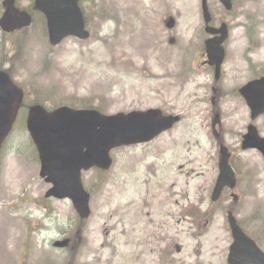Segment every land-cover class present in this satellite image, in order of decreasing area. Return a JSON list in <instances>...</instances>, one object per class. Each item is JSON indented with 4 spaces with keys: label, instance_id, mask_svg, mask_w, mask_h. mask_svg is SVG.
Listing matches in <instances>:
<instances>
[{
    "label": "rangeland",
    "instance_id": "1",
    "mask_svg": "<svg viewBox=\"0 0 264 264\" xmlns=\"http://www.w3.org/2000/svg\"><path fill=\"white\" fill-rule=\"evenodd\" d=\"M208 5L214 24L229 29L217 82L202 62L200 0H90V37L55 46L39 24L19 35L0 30V68L29 103L181 115L153 141L113 150L108 171L83 173L91 214L82 222L69 199L44 198L50 186L17 117L0 156V264H227L228 208L264 251V158L240 147L250 117L237 91L264 74V0H235L228 12L218 0ZM254 124L264 137V116ZM218 142L238 171L233 206L228 191L210 201ZM63 233L69 248L52 247Z\"/></svg>",
    "mask_w": 264,
    "mask_h": 264
},
{
    "label": "water",
    "instance_id": "2",
    "mask_svg": "<svg viewBox=\"0 0 264 264\" xmlns=\"http://www.w3.org/2000/svg\"><path fill=\"white\" fill-rule=\"evenodd\" d=\"M14 0H4L5 11L0 18V26L5 31L27 26L28 16L13 8ZM230 10L233 0H219ZM79 0H36V6L46 16L48 39L51 44L60 43L67 36L87 39ZM201 10L205 31L212 37L205 41L206 63L214 67V78L220 77L221 65L225 57L223 42L228 37L225 23L215 28L210 26L211 15L207 0H201ZM18 88L8 75L0 70V146L11 127L13 101ZM254 120L264 113V75L250 80L239 88ZM178 115L163 114L158 108L133 110L128 113L103 114L96 109H73L62 105L52 111L36 104L29 108L26 128L36 146L40 161L39 175L51 187L46 197L68 198L84 219L90 215L89 194L83 187L81 174L92 167L103 170L112 165L110 151L113 148L149 142L160 133L172 128L179 121ZM219 122L218 115L212 121L214 127ZM242 149H257L264 157V138L253 124L247 126L241 142ZM230 152L223 144L219 147L218 175L211 191V201L216 202L225 188L236 186L233 167L229 163ZM234 202L238 200L231 193ZM232 236L227 255L228 264H264V251L249 237L238 224L232 210L226 212ZM69 239L56 240L54 247H67Z\"/></svg>",
    "mask_w": 264,
    "mask_h": 264
},
{
    "label": "flooded vegetation",
    "instance_id": "3",
    "mask_svg": "<svg viewBox=\"0 0 264 264\" xmlns=\"http://www.w3.org/2000/svg\"><path fill=\"white\" fill-rule=\"evenodd\" d=\"M20 1H21V0H14V1H13V8H14L15 10H17L18 12H21V13L26 14V15L28 16L29 20H30V24H28L27 26L16 27V28L10 30L9 32L3 30V29L0 27L1 32L5 33V34H8V35H12V34H17V35H19V34H21V32L25 31L26 28L31 27V26L34 25V24H39V25H40L39 27H40V29H41V31H42L43 33H44V29H45V33H46V35H47V39H48V31H47V25H46V17H45V15H44L43 11L40 10V8H38V7L36 6V0H22V1H23L22 4L20 3ZM89 1H90V0H79V2H78L79 7H80V9H81V11H82L83 17H84V19H85V22H89V21H88L87 14H86V9H85L86 4H88ZM5 8H6V5L4 4V0H0V18L2 17V15H3L4 11H5ZM138 10H141L140 13L145 12V11H144V8H143V5H140L139 8H138ZM212 18H213V17H212ZM168 20L171 21V17H169ZM211 24L214 25V26H217V25L214 24V21H213ZM206 37H208V36L206 35ZM203 43H204V41H203ZM204 52H205V50H204ZM204 55H205V53H204ZM204 60H205V56H204L202 62H203ZM203 63H205V62H203ZM207 66H208V65H207ZM206 68H207L209 71H211V72L213 73V71H214V67H210V66H208V67H206ZM0 70H4V71L6 72V74H7L8 77L10 78L11 82H12V83L18 88V90H19L18 94L15 96L14 101H13V114H14V115H13V120H15L17 117H19L20 119H24L23 124L25 125L26 115H27V112H28L29 107L31 106V105H29L30 103H29V101L27 100V95H26L24 89L22 88V86L18 83V81L14 80V79L11 77L10 73H9L7 70L2 69V68H0ZM242 85H243V84H242ZM242 85H241V86H242ZM241 86H239V87L237 88V91L239 90V88H240ZM212 90H213L214 93L218 92V89H217L216 87H213ZM238 93H239V92H238ZM211 103H212L213 105H216L217 102H216V100H215L214 97L211 98ZM31 104H34V101H32ZM216 115H218V117H219V122L216 123V128H213V127H212V124H211V129H212V133L215 134V135L217 136V137H215V138H218V139H219V138H220V134H219V132H218V130H217V127L220 125V122H221V121H220V114H219L218 111L215 112V114H214L212 120H214V118H215ZM261 116H264V114L257 116L253 121L250 119V122L246 125V128H247V126H248L251 122L254 123V121L257 120L258 118H260ZM249 117H250V115H249ZM212 120H211V123H212ZM12 123H13V122H12ZM21 123H22V122H21ZM11 131H12V128H11ZM258 131H259V130H258ZM245 132H246V129H245V131L241 134L240 144H241L242 137H243V135H244ZM10 133H11V132H10ZM259 133H260V132H259ZM9 135H10V134H9ZM9 135H8V137H9ZM8 137L5 139V141L2 143V145H1V147H0V156L2 155L1 152H2V149H3V147H4V144H5V142L7 141ZM220 144H223V143L218 142V146H219ZM36 159H38V158H37V154H36ZM230 159H231V157H230ZM232 166H233V168H234V170H235L236 177L238 178V171H237V169L235 168V166H234L233 164H232Z\"/></svg>",
    "mask_w": 264,
    "mask_h": 264
},
{
    "label": "trees",
    "instance_id": "4",
    "mask_svg": "<svg viewBox=\"0 0 264 264\" xmlns=\"http://www.w3.org/2000/svg\"><path fill=\"white\" fill-rule=\"evenodd\" d=\"M71 104V103H70ZM71 106H73L72 104H71ZM78 107H95V108H97L98 110H100V111H104V109H103V107H102V105L101 104H99V105H89V104H86V103H82V104H80V105H78ZM220 201V200H219ZM218 201V202H219ZM217 203V202H216ZM212 204H215V203H212ZM233 204L234 203H232V206H233ZM77 221H79V222H82L83 220H80V218H78V216H77ZM240 223V222H239ZM241 224V223H240ZM242 225V224H241ZM243 226V225H242ZM244 227V226H243ZM245 228V227H244ZM246 229V228H245ZM247 230V229H246ZM249 232V231H248ZM69 234V233H68ZM68 234H67V236H68ZM249 234H251L257 241H258V239H257V237L254 235V234H252V233H250L249 232ZM71 239V238H70Z\"/></svg>",
    "mask_w": 264,
    "mask_h": 264
}]
</instances>
